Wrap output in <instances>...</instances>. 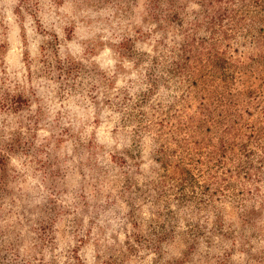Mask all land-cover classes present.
Masks as SVG:
<instances>
[{
  "label": "clouds",
  "instance_id": "1",
  "mask_svg": "<svg viewBox=\"0 0 264 264\" xmlns=\"http://www.w3.org/2000/svg\"><path fill=\"white\" fill-rule=\"evenodd\" d=\"M261 16L254 0H0V264H264V137H225L250 155L210 168L220 135L189 127L196 90L172 74L204 40L240 124L264 126L242 71ZM177 165L196 177L182 191Z\"/></svg>",
  "mask_w": 264,
  "mask_h": 264
},
{
  "label": "rangeland",
  "instance_id": "2",
  "mask_svg": "<svg viewBox=\"0 0 264 264\" xmlns=\"http://www.w3.org/2000/svg\"><path fill=\"white\" fill-rule=\"evenodd\" d=\"M254 3L264 6V0H254ZM225 15L226 13L221 10L218 17L212 18L211 25L222 22ZM260 18L264 20V16ZM227 38L225 33V39ZM259 39L264 43V28L260 30ZM201 49H205V51L202 52ZM203 55L207 56V63L201 60ZM242 71L248 76L247 83L250 85L247 95L254 97L256 92L251 88V85H254L256 80H260L259 87L264 88V51L260 53L259 58L254 63L245 65ZM172 74L176 76L189 75L190 89L196 90L192 100L193 103L199 101L196 107L204 118L195 119L189 124V127L193 131L199 132L204 138L208 134L220 135L219 145L215 151L209 153L210 168L222 167L225 158L236 148H239L245 156H249L247 142L239 143L234 140L229 142L225 137L246 135L248 142H251L254 138L264 137V126L256 129L254 125H241L240 118L235 116L233 109L237 101L228 92L233 78L228 62L216 55L214 48L206 49L204 40L197 44L193 38L184 46L181 59L172 69ZM254 77L255 79H253ZM189 107H192L191 103ZM243 127L249 129L248 133H242ZM203 143V139L197 141L198 146ZM211 143V139H208L207 144L210 145ZM212 161L215 162L212 163ZM165 166L167 167V161H165ZM174 178L181 182V191L185 183H193L196 180L191 169L181 168L179 165L176 166Z\"/></svg>",
  "mask_w": 264,
  "mask_h": 264
}]
</instances>
